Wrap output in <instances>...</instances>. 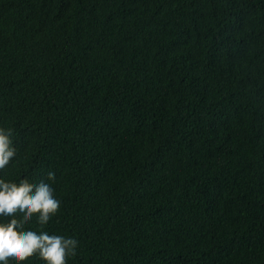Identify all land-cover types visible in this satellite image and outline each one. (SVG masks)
I'll return each instance as SVG.
<instances>
[{
  "label": "trees",
  "instance_id": "obj_1",
  "mask_svg": "<svg viewBox=\"0 0 264 264\" xmlns=\"http://www.w3.org/2000/svg\"><path fill=\"white\" fill-rule=\"evenodd\" d=\"M0 128L67 264H264V0H0Z\"/></svg>",
  "mask_w": 264,
  "mask_h": 264
},
{
  "label": "clouds",
  "instance_id": "obj_2",
  "mask_svg": "<svg viewBox=\"0 0 264 264\" xmlns=\"http://www.w3.org/2000/svg\"><path fill=\"white\" fill-rule=\"evenodd\" d=\"M11 135V130L0 128V170L6 168L16 155ZM47 178L54 181L55 173L49 171ZM60 203L54 196V189L43 180L38 184L27 180L16 184L0 179V216L23 214L22 220L0 223V262L7 264L10 258L21 262L38 254L46 264H67L68 258L77 254L76 239L20 230L34 215L38 216L41 225L47 224L58 213Z\"/></svg>",
  "mask_w": 264,
  "mask_h": 264
}]
</instances>
